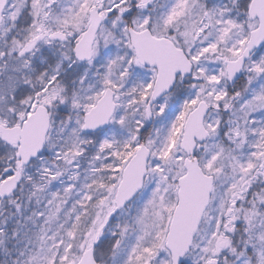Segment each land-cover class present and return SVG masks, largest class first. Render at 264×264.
<instances>
[{
	"label": "snow or ice",
	"instance_id": "1",
	"mask_svg": "<svg viewBox=\"0 0 264 264\" xmlns=\"http://www.w3.org/2000/svg\"><path fill=\"white\" fill-rule=\"evenodd\" d=\"M0 264H264V0H0Z\"/></svg>",
	"mask_w": 264,
	"mask_h": 264
}]
</instances>
